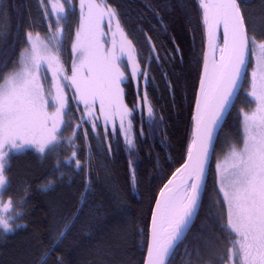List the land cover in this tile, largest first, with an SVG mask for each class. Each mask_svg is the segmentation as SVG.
<instances>
[{
    "label": "trees",
    "instance_id": "trees-1",
    "mask_svg": "<svg viewBox=\"0 0 264 264\" xmlns=\"http://www.w3.org/2000/svg\"><path fill=\"white\" fill-rule=\"evenodd\" d=\"M106 2L116 9L128 38L138 51L142 50L141 66H150L147 84L143 75L140 86L133 84L135 81L126 73L129 79L123 83L125 101L129 108L138 106L147 92L154 115H148L146 106L143 112L136 107L130 117L134 137L131 149L122 135L111 134L113 127H105L99 121L95 132L91 123L78 129V137L73 141L76 148L65 139L44 157L31 149L10 153L4 171L8 184L3 200L7 202L12 197L14 201L26 202L22 211L17 209L20 215L14 218L23 227L0 237V264L144 263L152 205L164 183L184 162L191 142L205 29L198 0ZM74 5L80 7V0H73ZM48 7L47 3L42 7L40 0H0V65L7 62L5 74L12 70L13 62L26 46L28 31L46 38L51 35L49 24L53 32L58 27ZM242 9L249 34L264 39V0L242 2ZM45 10L49 12L47 17ZM79 23L80 15L77 22L71 14L62 21L64 33L71 31L67 41ZM147 37L152 38L159 62L155 58L149 61L151 45L146 42ZM67 41L63 40L61 57L64 71L73 53L68 44L65 50ZM236 102L221 127L213 159L222 136L238 139L240 117L235 112ZM68 119L71 126L66 127L65 134L73 133L78 123L73 111ZM83 127L88 136L89 156ZM114 127L119 129L117 125ZM74 150L84 164L80 171L75 170L74 161L71 165L63 163ZM57 160L61 161L59 167ZM48 181H53V187L41 191ZM217 199L210 168L194 227L171 264H228V248L234 236L221 228L219 219L216 223L209 219L213 214L220 216L219 206L214 205ZM61 230H65V235L57 240Z\"/></svg>",
    "mask_w": 264,
    "mask_h": 264
},
{
    "label": "snow or ice",
    "instance_id": "snow-or-ice-1",
    "mask_svg": "<svg viewBox=\"0 0 264 264\" xmlns=\"http://www.w3.org/2000/svg\"><path fill=\"white\" fill-rule=\"evenodd\" d=\"M242 2L247 0H198L212 58L209 60L208 52L204 53L188 158L160 190L152 211L144 264H171L179 246L192 231L203 202L209 152L214 151L218 130L225 114L233 106L241 77L246 73L247 63L256 49L261 55L257 69L252 73L251 90L247 93L253 98L256 108L251 114L244 113L243 147L237 149L233 146L226 167L217 165L218 190L223 198L214 202L219 206L220 216L217 218L213 214L209 219L213 223L219 219L221 228L234 236L228 248V264H264V39H258L255 33L249 34ZM45 3L50 5V13L58 27L53 32L49 24L51 35L46 38H41L39 33L34 37L28 31L26 46L19 59L13 62L12 70L5 74L3 68L7 67V62L0 65V237L23 227L15 223L14 218L20 215L17 209L22 211L26 202L14 201L12 197L7 202L3 200L8 184L4 171L9 154L31 148L44 157L65 139L76 148L73 141L78 137V129L85 123H91L95 132L101 118L105 125L119 121V129L113 127L111 134L122 135L126 146L131 149L134 137L130 117L137 106L129 108L124 103L121 84L129 79L126 74L129 69L131 79L143 75L145 84L149 81L150 66H141L142 50L138 51L133 41L128 39L116 9L106 0H80V23L72 45V75H65L61 63L64 51L62 21H66L71 13L73 0H40L42 7ZM44 14L47 17L48 10ZM105 19L112 34V46L106 51L101 43V38L107 35L101 27ZM113 21L115 30L112 29ZM220 28L223 29L222 46L217 43ZM117 35L120 37L118 47ZM151 41L152 38L147 37L146 42L151 45L149 61L155 58L159 62L160 57ZM175 51L179 52V48ZM76 57H79V63ZM49 72L54 95L45 87ZM66 88L75 89L74 98L83 104L85 110L69 137L62 135L64 128L71 126L70 121L64 119L68 105L64 94ZM97 103L99 115L96 114ZM138 106L142 112L143 106H147L148 115H154L147 92ZM49 107L55 110L49 113ZM105 134H108L107 129ZM77 155L74 150L63 163L71 165L74 161L75 170L80 171L84 164ZM87 163L90 165L91 162ZM60 165L61 161L57 160V167ZM52 187L53 181H48L42 185L41 191ZM83 199L82 193L81 201ZM225 207L226 224L223 223ZM68 227L65 225V230ZM65 230H61L57 240L65 235Z\"/></svg>",
    "mask_w": 264,
    "mask_h": 264
},
{
    "label": "rangeland",
    "instance_id": "rangeland-1",
    "mask_svg": "<svg viewBox=\"0 0 264 264\" xmlns=\"http://www.w3.org/2000/svg\"><path fill=\"white\" fill-rule=\"evenodd\" d=\"M97 2H99V0H97ZM79 5V4H77ZM77 5H74L72 7V10H71V15L76 18V22L79 20V15H80V7L77 6ZM49 7V11H50V5H48ZM78 16V17H77ZM53 17V16H52ZM55 18V17H53ZM55 21V20H54ZM107 22V19H105L102 24H101V27L103 28L104 32L107 33V35L105 37H102L101 38V43L104 45V50L106 51L107 49L111 48V41H112V34L111 32L109 31V27L108 25L106 24ZM56 23V21H55ZM72 24V23H70ZM79 28V25L76 24V26H74V29L73 30V33H72V37H71V40L70 41H67L68 39V33H70L71 31L68 30V32H65L64 33V42L67 41V43L65 44V50H68V47H67V44L69 46V50L72 51V45L76 39V32ZM112 29L115 30V22H112ZM33 36L35 37L36 34L35 33H32ZM41 38H44L43 36L40 35ZM129 39V38H128ZM116 40H117V47L119 46V41H120V37L119 35H117L116 37ZM221 41V40H220ZM261 53L258 49L254 50V52L252 53V55L250 56V59L248 61V64H247V69H246V74H245V77H244V80H243V85H242V88H241V91H240V94L238 95V98L236 99L237 102H236V106H235V112H237L239 114V121H240V130H239V136L237 137L238 139H232L231 138V135H224L222 136L221 140H220V145H219V148L216 152V155L214 157V159H211L212 160V166H211V174H212V180H213V183L214 185L216 186V190L218 192V199L222 200V193H219V186H218V183H217V180H218V176H217V165L218 163L221 164L222 167H226L227 166V161H228V158L230 156V153L233 149V146H235L237 149L239 148H242L243 147V136H244V131H243V128H244V113H248V114H251L252 111H254V109L256 108V104L253 100L252 97L248 96L247 93L251 90V82H252V73L253 71H255L257 69V63H258V58L260 57ZM66 58V57H65ZM70 62H69V66L67 67L68 69L64 71V74L67 75V76H71L72 75V67H73V60H74V56H73V53L70 57ZM76 61L77 63H79V57H76ZM62 63V61H61ZM126 63V61H125ZM64 69V68H63ZM129 73V76H130V69L128 71ZM47 81L45 83V87H46V90L47 89H51L52 90V94L54 95L55 94V89L53 88V81H52V75L51 73H47ZM133 81H135L133 84L135 85H138L140 86L141 84V75L138 76L137 79H133ZM67 83V82H65ZM121 87L123 88V83L121 84ZM74 93H75V89L74 88H66L65 89V96L68 100V105L66 107V113L70 114V112H74L75 116H76V120L79 122L81 120V116H82V113L85 111L84 110V106L82 103H79L75 98H74ZM126 94L124 93V103L127 105L126 103ZM141 103V102H140ZM140 103L138 102V105H140ZM128 106V105H127ZM249 106H251L250 108L251 109H247L246 108ZM129 107V106H128ZM139 107V106H137ZM55 110L54 107H49L48 108V111L49 113L53 112ZM146 111H147V106H146ZM68 114L64 117V119L66 121H68ZM96 114L99 115V104L97 103L96 105ZM100 121L102 122V124H104V121H103V118L100 119ZM115 125L119 126V121L117 120L115 122V124H108V125H105V127H114ZM65 129L66 127L64 128V131L62 133L63 137H69V136H72V133H68L67 131V134H65ZM85 132H86V129L83 127L82 128V134H83V139L85 141V145H86V149H87V155L86 156H89L91 154L90 152V147H89V144H88V136H85ZM31 148L29 149H25V150H30ZM23 150V151H25ZM31 151H35L34 149H31ZM226 207H225V210H224V222L226 223Z\"/></svg>",
    "mask_w": 264,
    "mask_h": 264
},
{
    "label": "water",
    "instance_id": "water-1",
    "mask_svg": "<svg viewBox=\"0 0 264 264\" xmlns=\"http://www.w3.org/2000/svg\"><path fill=\"white\" fill-rule=\"evenodd\" d=\"M220 40H221V42H222V44H223V29H222V28L218 29V31H217V43H218V44H219ZM206 51L208 52L209 60H211V58H212V50L208 47V44H207V37H206V33H205V43H204L203 63H202L201 74H202V72H203V68H204V53H205ZM216 53H217V52H216ZM216 57H217V55H216ZM247 64H248V63H247ZM201 74H200L199 76H201ZM245 74H246V73H245ZM245 74H243L242 77H241V80H240V87H239V89H238V94H237L236 96H234V98H233L234 103H235V101H236L238 95L240 94V91H241V88H242V85H243V80H244ZM199 80H200V79H199ZM198 91H199V84H198L197 93H198ZM197 93H196V96H197ZM234 103H233V105H234ZM195 106H196V98H195V103H194V108H193V114H192V117H193L194 112H195ZM232 107H233V106H232ZM232 107L230 108L229 112L225 114L223 124H224V122H225V120H226L228 114L230 113ZM191 119H192V118H191ZM223 124H222V126H223ZM193 127H194V121H193V119H192V130H193ZM221 129H222V128H220V129L218 130V137H219V134H220V130H221ZM191 137H192V131H191ZM191 139H192V138H191ZM191 139H190V140H191ZM217 140H218V138H216V140H215V146H216ZM190 143H191V142H190ZM214 149H215V148H214ZM213 153H214V151H210V152H209V156H208V162H207V165H206V175H207V179H208V175H209V172H210V168H211V166H212V160H211V159H213ZM187 158H188V151H187V155H186V157H185V160H187ZM185 160H184V162H185ZM184 162H183V163H184ZM183 163H182V164H183ZM171 178H172V175L170 176L169 179H171ZM169 179H168V180H169ZM168 180L164 183V185L168 182ZM206 183H207V182H206ZM164 185L162 186V188L164 187ZM162 188H161V189H162ZM161 189H160V190H161ZM204 191H205V189H204ZM204 191H203L202 196L204 195ZM159 195H160V191H159V193H158V195H157V198H159ZM157 198H156V200H157ZM156 200H155V202H154V205H152V206H153V209L155 208ZM153 209H152V211H153ZM151 216H152V212H151ZM151 216H150V224H149L148 240H149V238H150V232H151ZM147 248H148V242H147ZM146 257H147V250H146V254H145L144 261H145ZM143 264H144V263H143Z\"/></svg>",
    "mask_w": 264,
    "mask_h": 264
},
{
    "label": "bare ground",
    "instance_id": "bare-ground-1",
    "mask_svg": "<svg viewBox=\"0 0 264 264\" xmlns=\"http://www.w3.org/2000/svg\"><path fill=\"white\" fill-rule=\"evenodd\" d=\"M218 45H221V46H222V42L220 41ZM216 55H217L216 58L218 59V58H219V51H218V49H217V53H216Z\"/></svg>",
    "mask_w": 264,
    "mask_h": 264
},
{
    "label": "flooded vegetation",
    "instance_id": "flooded-vegetation-1",
    "mask_svg": "<svg viewBox=\"0 0 264 264\" xmlns=\"http://www.w3.org/2000/svg\"><path fill=\"white\" fill-rule=\"evenodd\" d=\"M113 22H115V21H113ZM106 24L108 25V22H106ZM68 114V113H67Z\"/></svg>",
    "mask_w": 264,
    "mask_h": 264
}]
</instances>
